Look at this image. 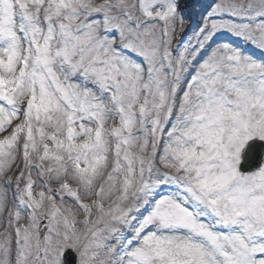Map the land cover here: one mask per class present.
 <instances>
[{
  "label": "snow or ice",
  "instance_id": "snow-or-ice-1",
  "mask_svg": "<svg viewBox=\"0 0 264 264\" xmlns=\"http://www.w3.org/2000/svg\"><path fill=\"white\" fill-rule=\"evenodd\" d=\"M0 264H264V0H0Z\"/></svg>",
  "mask_w": 264,
  "mask_h": 264
}]
</instances>
